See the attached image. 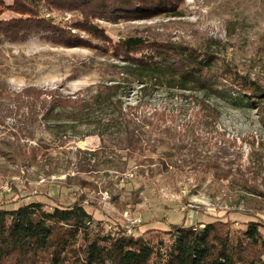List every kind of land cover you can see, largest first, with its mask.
I'll use <instances>...</instances> for the list:
<instances>
[{"label":"rangeland","instance_id":"rangeland-1","mask_svg":"<svg viewBox=\"0 0 264 264\" xmlns=\"http://www.w3.org/2000/svg\"><path fill=\"white\" fill-rule=\"evenodd\" d=\"M157 2L150 16L109 21L44 6L42 14L70 41L50 33L0 41V95L14 98L30 88L48 101L52 93L89 98L99 84L122 77L118 68L127 58L155 51L174 63L177 48L214 55L264 92V0ZM13 18L18 15L0 6V20ZM129 37L142 43L126 55L120 44ZM129 82L121 83L123 104L136 105L141 97L139 113L154 114L131 156L117 129L100 130V138L92 118L70 122L66 110L59 121H46L39 100L16 109L1 96L0 207L79 203L106 231L164 242L171 225L217 220L227 221L223 227L235 242L255 221L261 245L246 246L244 263L264 264V94L256 110L163 87L144 96ZM16 130L26 137L16 142Z\"/></svg>","mask_w":264,"mask_h":264},{"label":"trees","instance_id":"trees-1","mask_svg":"<svg viewBox=\"0 0 264 264\" xmlns=\"http://www.w3.org/2000/svg\"><path fill=\"white\" fill-rule=\"evenodd\" d=\"M11 1L6 5L0 0V6L4 4L18 18L0 20V41L50 33L58 35L64 44V41H70L69 34L52 18L42 14L44 6L109 21L150 16L157 10L156 2L162 5L165 0ZM141 43L140 38L129 37L120 46L128 55ZM179 49H175L179 55L174 63L158 56L154 50V54L149 53L146 57L127 58L118 68L117 73L122 77L99 84L89 98L71 99L52 93L48 101L40 99L45 93L30 88L14 98H10L9 93H2L0 97L4 96L1 98L7 99L16 109L24 103L28 106L29 100H39L40 118L46 121H59L66 110H69L67 118L70 122H88L92 118L100 138L102 131L117 129L124 133L125 149L130 156L139 152V144L145 142L146 135L141 128L152 125L154 114L139 113L141 97L136 105L123 104L121 83L127 78L129 83L139 86L144 96L149 89L163 87L198 93L207 100L218 99L234 108L245 106L258 110L262 101L256 99L262 98L264 92L254 80L238 74L227 64L219 65V59L212 54L196 55L194 51ZM22 135L18 130L12 134L17 138L16 142ZM17 146L14 143V151ZM111 162L106 160L104 163L111 167ZM222 176L227 175L220 178ZM226 223L217 220L200 227L171 225L163 231L169 235V241L164 242L135 237L118 229L106 231L79 203L69 207H48L40 201H32L11 209L0 207V264H245L242 252L246 246L261 245L257 224L247 222L241 236L233 242L229 229L223 227Z\"/></svg>","mask_w":264,"mask_h":264}]
</instances>
